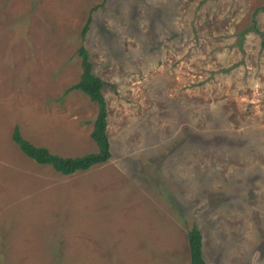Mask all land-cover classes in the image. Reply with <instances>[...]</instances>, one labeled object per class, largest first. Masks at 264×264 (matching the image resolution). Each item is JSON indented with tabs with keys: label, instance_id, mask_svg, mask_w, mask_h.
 I'll list each match as a JSON object with an SVG mask.
<instances>
[{
	"label": "rangeland",
	"instance_id": "rangeland-1",
	"mask_svg": "<svg viewBox=\"0 0 264 264\" xmlns=\"http://www.w3.org/2000/svg\"><path fill=\"white\" fill-rule=\"evenodd\" d=\"M264 0H0V264H264ZM90 22L85 36L81 27ZM81 45L105 83L111 156L77 90Z\"/></svg>",
	"mask_w": 264,
	"mask_h": 264
},
{
	"label": "trees",
	"instance_id": "trees-1",
	"mask_svg": "<svg viewBox=\"0 0 264 264\" xmlns=\"http://www.w3.org/2000/svg\"><path fill=\"white\" fill-rule=\"evenodd\" d=\"M262 9L264 6L261 7ZM90 16H88L81 27V34L85 36ZM264 45V41L262 42ZM81 56L80 78L72 85L66 87L64 92L77 90L83 93L87 99L96 106V114L92 120V128L89 138L94 142L96 151L81 154L79 156H61L50 152L44 146H38L24 138L17 125H14L11 132V140L17 145L20 151L35 163L46 165L63 176L71 175L78 171H86L94 165L108 161L111 156L109 141L106 135V107L101 89L104 86L103 80L93 73V66L89 53L84 45L79 48ZM187 248L189 264H207L202 258L201 245L202 234L196 224L187 231Z\"/></svg>",
	"mask_w": 264,
	"mask_h": 264
}]
</instances>
